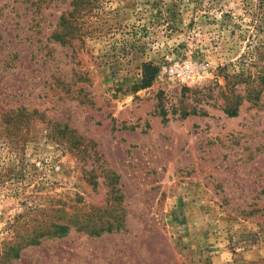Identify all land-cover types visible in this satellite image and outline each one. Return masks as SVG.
<instances>
[{"label": "rangeland", "instance_id": "1", "mask_svg": "<svg viewBox=\"0 0 264 264\" xmlns=\"http://www.w3.org/2000/svg\"><path fill=\"white\" fill-rule=\"evenodd\" d=\"M0 264H264V0H0Z\"/></svg>", "mask_w": 264, "mask_h": 264}, {"label": "trees", "instance_id": "2", "mask_svg": "<svg viewBox=\"0 0 264 264\" xmlns=\"http://www.w3.org/2000/svg\"><path fill=\"white\" fill-rule=\"evenodd\" d=\"M145 69H147V64H144V78L142 79V84H146L149 81L148 78V71H145ZM235 111L231 112V115H235ZM69 223H61V224H55L51 229H45L43 231H40L38 233V236H42V235H64L65 233L68 232L69 230ZM78 228H82L81 225L78 226ZM113 228V225L111 224V222H107V225H99L98 227L94 226L89 230V232L91 233H100L102 231H111ZM35 231V230H34ZM36 232V231H35ZM35 236V235H34ZM32 236V241L36 240L34 237ZM17 244H13L11 246H9V250L12 252V254L14 256H18V247L16 246Z\"/></svg>", "mask_w": 264, "mask_h": 264}, {"label": "built area", "instance_id": "3", "mask_svg": "<svg viewBox=\"0 0 264 264\" xmlns=\"http://www.w3.org/2000/svg\"><path fill=\"white\" fill-rule=\"evenodd\" d=\"M179 76L181 80H185L190 76V73L187 70H181Z\"/></svg>", "mask_w": 264, "mask_h": 264}]
</instances>
